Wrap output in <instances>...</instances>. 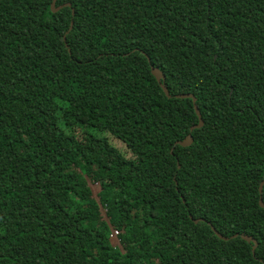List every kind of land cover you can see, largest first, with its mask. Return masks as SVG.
Wrapping results in <instances>:
<instances>
[{"label":"trees","instance_id":"16d2710c","mask_svg":"<svg viewBox=\"0 0 264 264\" xmlns=\"http://www.w3.org/2000/svg\"><path fill=\"white\" fill-rule=\"evenodd\" d=\"M53 1L0 0V264H264V0Z\"/></svg>","mask_w":264,"mask_h":264},{"label":"water","instance_id":"95a60500","mask_svg":"<svg viewBox=\"0 0 264 264\" xmlns=\"http://www.w3.org/2000/svg\"><path fill=\"white\" fill-rule=\"evenodd\" d=\"M55 4H56V0L53 1L52 5H51V8H52L53 12H58L63 6L56 8ZM65 6H71V4H67ZM71 27H72V23H71ZM151 71H152V74L154 75V77L157 79L158 83L161 85V87H162L163 91L165 92V94L168 97H170L169 91H168L166 85L164 84L165 75L158 68H156L154 66L151 67ZM177 97L178 98H192L194 100V108H195V111H196V113L198 115V118H199V124L196 125L195 127H192L191 130H194L195 128H201L204 125V122H203V119L201 117V114H200V111L198 109V106L196 105V98L192 94H181V95H178ZM192 142H193V137L190 134L183 141L177 142V144H179L180 146H183V147H187V146L191 145ZM263 187H264V180L261 182L260 187H259L260 193H262ZM259 204L264 209V201H263L262 197H260ZM198 221L199 220H195L196 223ZM212 229L216 233V235L219 236L221 239L226 240V241L228 240L227 237H223L222 235H220V233H218L214 228H212ZM235 237H237V236H235ZM241 238L243 240H246L248 242H252L253 243V249L252 250H253V253H254L256 248H257V246H258L257 241L253 237H250L248 235H241Z\"/></svg>","mask_w":264,"mask_h":264},{"label":"rangeland","instance_id":"374dc122","mask_svg":"<svg viewBox=\"0 0 264 264\" xmlns=\"http://www.w3.org/2000/svg\"><path fill=\"white\" fill-rule=\"evenodd\" d=\"M89 186L91 187V189H92V192H93V197L94 198H96L97 200H99V198H98V196H97V194L99 193V191H100V186L97 184V183H93V182H91V181H89ZM101 212H102V216L104 217V218H106V215H105V210L104 209H101ZM116 234L114 233V236H115ZM112 237V244L114 245V246H119V247H121V245H120V241H119V238L118 237Z\"/></svg>","mask_w":264,"mask_h":264},{"label":"built area","instance_id":"2783aa9c","mask_svg":"<svg viewBox=\"0 0 264 264\" xmlns=\"http://www.w3.org/2000/svg\"><path fill=\"white\" fill-rule=\"evenodd\" d=\"M114 233L116 234L115 236H114ZM118 235H119V231L113 229V230H112V237H113V236H114V237H118Z\"/></svg>","mask_w":264,"mask_h":264}]
</instances>
